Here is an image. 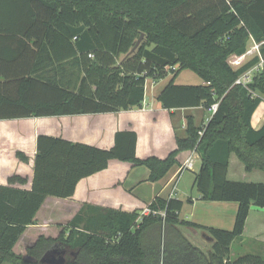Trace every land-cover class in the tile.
<instances>
[{
    "label": "trees",
    "instance_id": "16d2710c",
    "mask_svg": "<svg viewBox=\"0 0 264 264\" xmlns=\"http://www.w3.org/2000/svg\"><path fill=\"white\" fill-rule=\"evenodd\" d=\"M251 39L264 41V0H0V119L139 107L146 79L183 69L203 83L169 81L157 96L161 106L208 111L217 104L204 125L187 119L185 137L164 159L136 157L134 131L116 132L108 149L38 135L31 190L0 185V264H42L54 249L69 253L65 264H264L259 254L229 256L250 207L264 208L263 182L227 178L232 153L246 171L264 172V124H250L264 99V43L263 63L251 82L235 80L259 56L236 68L228 63L229 56L246 52ZM188 150L201 162L193 183L200 199L237 203L231 230L180 220L181 200L155 196L147 207L163 214L83 206L57 237L38 236L26 250L32 260L13 252L46 197L72 196L79 180L112 159L146 167L149 180L157 181ZM179 226L201 229L212 241L211 251L191 244Z\"/></svg>",
    "mask_w": 264,
    "mask_h": 264
},
{
    "label": "crops",
    "instance_id": "0c3cea01",
    "mask_svg": "<svg viewBox=\"0 0 264 264\" xmlns=\"http://www.w3.org/2000/svg\"><path fill=\"white\" fill-rule=\"evenodd\" d=\"M252 43L253 40H250L248 44ZM239 57L235 56V59ZM251 57L246 55L241 58L239 66ZM173 68H177V65ZM181 74V80H178ZM171 80L177 85L203 83L191 70L183 69L176 75L167 71L159 80L146 79L144 99L139 107L108 113L0 119V185L31 190L38 135H49L73 143L108 149L114 144L116 132L134 131L136 157L166 158L176 148V140L185 137L189 117L196 126L204 125L209 118V112L201 107L171 110L163 108L157 96ZM250 124L254 129H259L264 124V99L253 112ZM194 154L199 169L201 162L198 154L192 150L182 151L177 155L178 162L157 181L149 180L150 171L146 167L116 159L110 160L104 170L79 180L72 196L46 197L36 212V223L26 227L14 245L13 252L28 258L26 250L38 236L57 237L83 206L127 213L139 212L147 207L155 196L181 200L183 205L179 212L180 220L203 227L231 230L237 203L200 199V194L193 184L198 169L190 177H185V170L180 171L184 160L189 155L193 158ZM16 176L25 181L9 182L11 177ZM227 178L232 181L264 183V172L246 171L244 164L232 153ZM186 207L189 209V215L182 218L181 213ZM139 220L140 218L137 221ZM179 229L183 236L203 253L208 254L211 251L212 241L201 229L187 226H179ZM21 243L27 244L21 248ZM246 253L259 254L264 258V208L254 205L250 207L242 235L230 245L229 256L234 259Z\"/></svg>",
    "mask_w": 264,
    "mask_h": 264
},
{
    "label": "built area",
    "instance_id": "2783aa9c",
    "mask_svg": "<svg viewBox=\"0 0 264 264\" xmlns=\"http://www.w3.org/2000/svg\"><path fill=\"white\" fill-rule=\"evenodd\" d=\"M253 40V39H251ZM264 41L261 42H256L253 40V43L250 45L249 48H247L246 52L242 55H240V57L238 59H235L233 61V64H236L239 66V60L243 57H245L246 55L249 56H254L257 55L260 58V61L258 64L254 65L253 67H251L250 69H248L247 71H245L241 76H239L236 80L235 83L236 84H241V85H245L249 82L252 81L253 75L260 70V67L263 63V59L260 55L259 49L261 44H263ZM217 108V104L214 103L211 105V107L208 109L209 112V117L216 111ZM193 168V158L191 155H189L184 162L182 163L181 167H180V171H184V170H191ZM156 213H160L163 214L162 212H157V211H151V209L149 207H144L141 209L140 211V215H149V214H156Z\"/></svg>",
    "mask_w": 264,
    "mask_h": 264
},
{
    "label": "rangeland",
    "instance_id": "374dc122",
    "mask_svg": "<svg viewBox=\"0 0 264 264\" xmlns=\"http://www.w3.org/2000/svg\"><path fill=\"white\" fill-rule=\"evenodd\" d=\"M249 46H250V44H248L247 45V48H249ZM235 56H237V55H231V56H229L228 57V63L233 67V68H236L237 66H235V65H233V61L235 60ZM180 77H182V74L179 76V78H178V80H181V78ZM193 165H194V167H193V169L192 170H185L186 171V176L185 177H190L191 175H193V172H196L197 171V169H198V165H197V163H196V155L194 154L193 155ZM182 215V218H185L186 216H188L189 215V209L186 207V208H184L183 209V211H182V213H181ZM24 244H27V243H21V248H23L24 247ZM20 248V247H19ZM234 249H235V247H234ZM28 255V254H27ZM25 259H29V260H32V257H30L29 255H28V258H25ZM3 264H13V263H11V262H4ZM44 264H47V263H44Z\"/></svg>",
    "mask_w": 264,
    "mask_h": 264
},
{
    "label": "water",
    "instance_id": "95a60500",
    "mask_svg": "<svg viewBox=\"0 0 264 264\" xmlns=\"http://www.w3.org/2000/svg\"><path fill=\"white\" fill-rule=\"evenodd\" d=\"M143 38V34L140 35V37L137 39L135 45L131 48L129 51V54L133 53L136 48L138 47L139 43L141 42ZM65 258L63 256H59L58 258L54 257V250H52L50 253H47L42 259L41 263H47V264H64Z\"/></svg>",
    "mask_w": 264,
    "mask_h": 264
},
{
    "label": "flooded vegetation",
    "instance_id": "af4514ba",
    "mask_svg": "<svg viewBox=\"0 0 264 264\" xmlns=\"http://www.w3.org/2000/svg\"><path fill=\"white\" fill-rule=\"evenodd\" d=\"M68 252L66 250H60L54 249V257L58 258L59 256H63L65 258L64 264L66 262V257L68 256ZM44 264V263H42Z\"/></svg>",
    "mask_w": 264,
    "mask_h": 264
}]
</instances>
